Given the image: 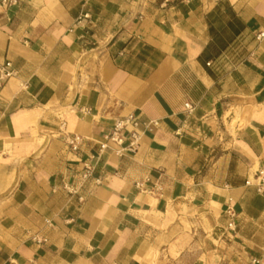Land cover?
Here are the masks:
<instances>
[{
    "label": "crops",
    "instance_id": "0c3cea01",
    "mask_svg": "<svg viewBox=\"0 0 264 264\" xmlns=\"http://www.w3.org/2000/svg\"><path fill=\"white\" fill-rule=\"evenodd\" d=\"M260 32L264 0L0 6V264H264ZM130 113L157 124L101 148Z\"/></svg>",
    "mask_w": 264,
    "mask_h": 264
},
{
    "label": "built area",
    "instance_id": "2783aa9c",
    "mask_svg": "<svg viewBox=\"0 0 264 264\" xmlns=\"http://www.w3.org/2000/svg\"><path fill=\"white\" fill-rule=\"evenodd\" d=\"M17 0H0V6H11L15 5ZM87 16V13L84 14V17ZM264 36V32H260L257 34V37ZM14 75V70L12 67V63L8 59L0 60V90L4 83L9 80V78ZM185 107L190 110V105L188 103L184 104ZM157 121L155 120H142L140 116L136 113H130L124 117L117 118L112 124L110 130L103 136V141L101 142V148H104L108 145V143H114L120 148L118 152L125 150L134 151L137 143L140 139V135L143 130L148 129L150 125H156ZM125 132V133H124ZM128 139L129 144L126 148H122L124 141ZM64 141L66 145L71 150H77L80 148L83 137L78 134H66L64 136ZM95 166L92 162V156L90 158H86L82 161V168L78 172L79 184L74 185L72 182L67 180H62L60 186L61 188L71 196H77L79 201H83L84 197L80 193L81 186L89 179H94L95 182H98L97 178H93L94 176ZM257 191L264 192V168L258 169L255 174ZM246 183H249V180H246ZM135 186L137 188H141V183L136 182ZM56 189V187H55ZM229 215L233 216L232 210H227ZM233 222L228 223V227L232 228ZM38 242L41 240H37ZM254 263L259 264V261L256 259L252 260Z\"/></svg>",
    "mask_w": 264,
    "mask_h": 264
}]
</instances>
